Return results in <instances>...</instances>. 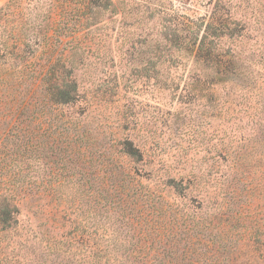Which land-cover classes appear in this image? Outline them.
Instances as JSON below:
<instances>
[{
    "label": "rangeland",
    "instance_id": "rangeland-1",
    "mask_svg": "<svg viewBox=\"0 0 264 264\" xmlns=\"http://www.w3.org/2000/svg\"><path fill=\"white\" fill-rule=\"evenodd\" d=\"M8 2L0 0L6 15L0 18L1 27L16 34L19 28L15 26H19L25 42L15 45L14 50L0 47V58H25L39 70H45L48 61L71 59L90 104L86 112L89 128L99 134L90 141L93 148L83 142L60 155V149L45 147L47 139L42 133L47 128L39 129L41 151L37 148L35 154H21V166L29 172L38 193L37 199L28 203L31 209H39L37 216H41L40 220L32 218L34 226L61 219L56 213L64 222L80 221L78 224L87 227L100 219L105 173L115 172L119 165L112 157L118 152L113 139L131 135L148 139L157 167L169 171L171 177L194 172L199 182L196 189L224 197L226 202L208 203L210 208L216 203L223 206L215 208L219 221H230L234 229L252 227L256 222L264 225V0ZM213 8L220 9L222 27L210 29L215 37L208 39L218 50L215 56L197 63L172 45L191 48L194 39L198 44ZM178 22L183 23L186 33L175 32ZM234 23L237 36H232ZM232 39H236L234 44ZM239 49L245 74L232 76L233 81L211 89L202 77L218 69V59H226L233 50L237 54ZM199 76L200 83L187 86L190 78ZM43 125L48 127V123ZM56 135L51 137L59 138ZM91 153L105 156L93 159ZM134 168L146 185L147 173L139 166ZM61 177L66 183L56 189ZM160 190L182 211H196L201 205L199 193L184 190V184L179 195L185 198L168 188ZM72 227L55 239H65ZM21 235L20 240L27 238ZM255 235L249 244L260 247L263 238ZM39 237L29 236V242L12 244L0 253V264H65L62 256L67 255L66 249L55 248L52 241H40ZM236 245L234 239L226 248L219 244L221 260L225 261L224 256L228 260ZM250 254L251 249L237 261L252 263L256 256ZM171 257L170 261H175L177 252L171 251Z\"/></svg>",
    "mask_w": 264,
    "mask_h": 264
},
{
    "label": "trees",
    "instance_id": "trees-1",
    "mask_svg": "<svg viewBox=\"0 0 264 264\" xmlns=\"http://www.w3.org/2000/svg\"><path fill=\"white\" fill-rule=\"evenodd\" d=\"M3 11L0 8V18L6 16ZM219 11L213 8L208 13L210 23H207L206 33L198 44L194 39L191 40V48H183L180 44L172 46L191 55L197 63H202L207 56H215L218 49L213 47V40L208 37H215L210 29L222 27ZM201 19L206 22L205 17ZM178 23L175 32L186 33L181 27L183 23ZM236 27L234 23L232 36H237ZM15 28H19L16 34L0 24L3 35L1 48L14 50V46L23 41L21 28ZM232 40L234 44L236 39ZM240 52L241 49L234 54L233 50L226 59H218V69L202 77L208 81L211 89L233 81L232 76L245 74L239 61ZM72 68L71 59L66 57L48 61L45 70L33 69L31 61L25 58H0V253L6 252L12 244L20 245L23 240L29 242V236L40 235V241L47 238L52 241L51 246L66 249L67 255L62 256L65 264H240L238 258L249 249L250 256H256L250 264H264V225L256 222L252 227L234 229L230 221H219L215 210H221L223 206L216 203L215 209L210 208L208 203L210 205L211 200L226 202L225 198L220 197L218 192L202 194L200 189H196L199 182L194 172L188 176L181 173L175 178L171 177L169 171L157 167L145 137L131 135L113 139L118 152L117 155L113 152L112 157L119 165L113 169L115 172L108 170L105 173V196L100 219L87 227L78 224L80 221L64 222L62 220L65 218L57 213L55 217L61 219H54L47 212V217L52 219L41 227L33 225L32 218L40 220L41 216H37L39 209H31L28 203L37 199L38 193L34 180L31 182L29 179V172L22 168L20 157L22 153L35 154L37 148L41 151L42 143L37 138L39 129L47 128L42 133L47 139L45 147L49 150L60 149V155L63 151L68 152L72 145L83 142L88 148H93L90 141L99 135L89 128L86 112L90 104ZM195 78H190L187 86L200 83L198 79L201 77ZM51 122L54 124L51 125ZM43 123H48V127ZM51 134H57L59 138L53 139ZM74 153H68V158ZM103 156L99 153L98 157L92 158ZM109 158L107 156L108 163ZM134 166L141 167L147 173L149 181L147 179L146 185L140 182L142 177H139ZM57 182L55 188H61L66 178L61 177ZM183 184L184 190L197 191L202 198L196 211H182L178 205L174 207L160 190L168 188L179 198H185L179 195ZM224 186L226 184L218 190ZM49 197L54 195L51 193ZM70 226H73L72 230L67 232L65 239L62 236L55 239ZM254 229L256 235L263 238L260 247L249 244L250 237L255 235L252 233ZM21 234L27 235V238L20 240ZM233 239L237 242L235 250L228 255V260L227 256H224L225 261L221 260L217 246L222 244L226 248ZM173 250L177 252V258L172 262ZM232 255H235L234 263L230 262V259L233 261Z\"/></svg>",
    "mask_w": 264,
    "mask_h": 264
}]
</instances>
